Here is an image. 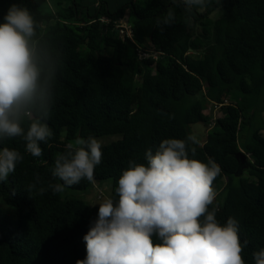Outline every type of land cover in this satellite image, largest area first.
I'll return each instance as SVG.
<instances>
[{
    "label": "trees",
    "instance_id": "1",
    "mask_svg": "<svg viewBox=\"0 0 264 264\" xmlns=\"http://www.w3.org/2000/svg\"><path fill=\"white\" fill-rule=\"evenodd\" d=\"M46 2L0 0V23L12 4L27 7L60 61L46 121L53 136L40 142L42 156L28 153L20 137L0 141V149L14 148L23 156L0 182V205L13 211L9 217L7 206L0 207V264L85 259L83 236L99 205L48 188L62 183L51 173L67 143L121 137L101 147L94 171V182L112 183L115 201L118 179L130 161L146 165L145 152L155 154L163 139L183 140L192 125H209L207 102L221 107L224 117L204 145H190L196 153L189 156L219 165L213 187L226 183L209 210L216 209L221 225L230 217L238 222L241 242L248 241L245 264H254L253 252L264 248V0H211L207 9L191 13L170 0H71L57 15L43 13ZM169 10L175 19L166 26ZM127 13L132 39L118 28ZM147 44L156 55L142 56ZM240 152L250 166L238 176ZM30 185H35L31 191ZM92 186L83 179L65 189L85 192Z\"/></svg>",
    "mask_w": 264,
    "mask_h": 264
},
{
    "label": "clouds",
    "instance_id": "2",
    "mask_svg": "<svg viewBox=\"0 0 264 264\" xmlns=\"http://www.w3.org/2000/svg\"><path fill=\"white\" fill-rule=\"evenodd\" d=\"M170 2L191 13L207 9L211 0ZM174 19L169 10L163 24L170 26ZM3 21L0 141L20 137L26 151L40 157V142L53 136L46 121L54 103L59 56L27 7L12 4ZM199 143L191 134L183 140L163 139L155 154L145 152L146 165L130 161L118 179V200L108 198L99 204L97 219L83 236L86 257L76 264H245L242 253L248 241L241 242L238 222L230 217L221 225L216 209L209 210L221 169L211 158L207 163L190 158L189 153H196L190 145ZM65 147L52 169V177L62 181L48 185L53 193L83 179L94 182L95 167L101 163L102 145L95 137H77ZM22 160L16 149H0V182ZM34 187L30 185L29 191ZM44 191L39 188L41 194ZM252 255L254 264H264V248Z\"/></svg>",
    "mask_w": 264,
    "mask_h": 264
},
{
    "label": "rangeland",
    "instance_id": "3",
    "mask_svg": "<svg viewBox=\"0 0 264 264\" xmlns=\"http://www.w3.org/2000/svg\"><path fill=\"white\" fill-rule=\"evenodd\" d=\"M71 0H47L46 4L43 6L42 11L44 14H55L57 15L58 12L61 13H65V11L71 6ZM103 21H105L106 23L109 22L108 19L104 18ZM119 28H122L125 32L130 31V17L127 13L126 17L123 18L121 21H119ZM146 55L144 53H142V56H148L151 54L156 55V52L154 50V48L150 45L147 44L144 47ZM229 101H226V104H228ZM247 109L251 110L252 109V105L250 103H247ZM204 113L209 116L210 118V122L209 125H204V124H195L191 126V135H195L197 137V139L199 140V144L198 145H204V143L207 140V136L210 133V129L212 128V126H214L216 120L218 118H222L223 116V112L221 110V107L216 106L214 104H212L211 102H207L205 104V110ZM262 135L264 136V131L262 132ZM121 139L120 136H109V137H103L98 139L101 143V145H106V144H110L113 142H117ZM225 181L221 182L218 186L214 187L217 195L222 191L224 185H225ZM112 183L107 181V182H93V186L88 189L85 192H80V191H70L68 189H65L62 192V197H75V198H79L91 205L96 204L99 205L100 203H102L105 199L108 198H112ZM216 195V197H217ZM5 206H7V211L10 213H7V216H13V211L11 209L8 208V205H6L4 202L1 203L0 207L1 209H5ZM5 211V210H4ZM16 220V218H15Z\"/></svg>",
    "mask_w": 264,
    "mask_h": 264
},
{
    "label": "water",
    "instance_id": "4",
    "mask_svg": "<svg viewBox=\"0 0 264 264\" xmlns=\"http://www.w3.org/2000/svg\"><path fill=\"white\" fill-rule=\"evenodd\" d=\"M66 132L63 133V136H66ZM236 158L238 160V171L237 175H241L243 170L249 168V158L247 155H245L243 152H240L236 155Z\"/></svg>",
    "mask_w": 264,
    "mask_h": 264
},
{
    "label": "built area",
    "instance_id": "5",
    "mask_svg": "<svg viewBox=\"0 0 264 264\" xmlns=\"http://www.w3.org/2000/svg\"><path fill=\"white\" fill-rule=\"evenodd\" d=\"M120 27V26H119ZM118 27V28H119ZM122 29V28H121ZM121 35L123 36V37H127V38H130V39H132V31H131V28H130V31H128V32H125L123 29H122V31H121Z\"/></svg>",
    "mask_w": 264,
    "mask_h": 264
}]
</instances>
